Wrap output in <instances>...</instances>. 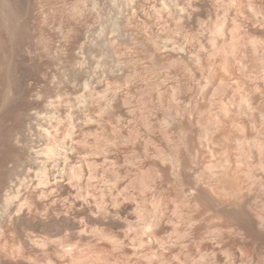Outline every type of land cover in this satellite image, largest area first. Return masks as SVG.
<instances>
[{
  "label": "clouds",
  "instance_id": "1",
  "mask_svg": "<svg viewBox=\"0 0 264 264\" xmlns=\"http://www.w3.org/2000/svg\"><path fill=\"white\" fill-rule=\"evenodd\" d=\"M126 6L101 74L98 0H0V264H264V0Z\"/></svg>",
  "mask_w": 264,
  "mask_h": 264
},
{
  "label": "rangeland",
  "instance_id": "2",
  "mask_svg": "<svg viewBox=\"0 0 264 264\" xmlns=\"http://www.w3.org/2000/svg\"><path fill=\"white\" fill-rule=\"evenodd\" d=\"M98 2L101 5L100 9H98L100 23L96 26L94 31L96 33H99V35L95 38V45L92 48V56L95 57V60L91 64V68H92L91 70L92 72L94 70V72H100L101 74H103L115 62L114 59H116V57H113L115 56L113 49L115 45L113 44V41H115L116 44H120L122 40L125 39V34H126L125 32L127 31L126 25L128 23L127 16L133 14V9H135L136 6L134 5L133 9H128L126 6L127 0H98ZM135 14L139 15L140 13L136 12ZM218 32L221 38L215 41L216 44L219 45L223 43L224 38L229 40L232 39V36L230 34L225 33L223 27H219ZM113 33H115V35ZM109 39L110 41L107 42L106 40ZM232 50L234 51L235 58L240 61V64L244 65L245 67H251V68L258 67L262 63H264V35H260L258 33H250L246 41V47H239V45H234ZM110 53H113V55ZM181 55L182 57H184V54ZM228 60L230 62H234L231 56L228 57ZM217 62H220L219 57L217 58ZM95 69L97 71H95ZM224 71L228 72V74H231L227 66H225ZM79 73H80L79 69H72V68L68 69V75L71 77H76L79 75ZM220 75L221 78H223L224 72L220 73ZM80 82L83 83V81ZM240 84L241 81L235 80V82L232 84V88L227 89L226 92L223 93L225 96L224 99L225 104L228 103V97H230L233 92H237L238 100L247 101V98L244 97L243 94L239 93L238 91V85ZM246 86H247V82H245V90H247ZM81 92H84L83 88H80L78 91H74L71 88L68 89L69 99L74 108V111L71 113V115L76 119L83 118V110L87 109V106L90 103V101L87 100V93L84 92V99L81 100V102L79 101L82 107L79 109L75 108L77 101L74 100L73 98L79 96ZM252 102L259 103L258 97L253 98ZM46 103L47 102L44 101V103L41 105L40 115H42V117L44 116L46 118H51L54 116V110L47 109ZM67 114L68 112L66 108L61 107L59 109V115L61 117H64ZM76 119L72 120V124L76 127L77 131H79V126L76 124ZM52 122L54 126L55 120L53 119ZM89 127L94 129L95 126L92 125ZM34 131L36 130L34 129ZM101 162H102V158L96 159V163H101ZM34 172H35V168L32 174H34Z\"/></svg>",
  "mask_w": 264,
  "mask_h": 264
},
{
  "label": "bare ground",
  "instance_id": "3",
  "mask_svg": "<svg viewBox=\"0 0 264 264\" xmlns=\"http://www.w3.org/2000/svg\"><path fill=\"white\" fill-rule=\"evenodd\" d=\"M122 20H123V19H122ZM125 33H126V32H125ZM107 38H108V37H107ZM109 38H110V37H109ZM105 39H106V38H105ZM106 41L108 42V41H110V39H109V40H106ZM111 43H112V42H111ZM109 44H110V42H109ZM109 44H108V45H109ZM107 47H109V46H107ZM111 47H112V44H111ZM113 49H114V48H113ZM113 49H112V52H113ZM110 50H111V49H110ZM110 50H109V51H110ZM110 54L113 55V53H110ZM112 55H111V56H112ZM113 57H115V56H113ZM114 60H115V59H114ZM93 68H95V67H93ZM91 69H92V68H91ZM95 71H97V70L95 69ZM93 72H94V70H93ZM80 102H81V101H80ZM76 103H77V102H76ZM48 113H49V112H48ZM41 116H42V115H41ZM43 117H44V116H43ZM37 167H38V166H37Z\"/></svg>",
  "mask_w": 264,
  "mask_h": 264
}]
</instances>
